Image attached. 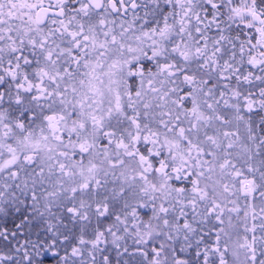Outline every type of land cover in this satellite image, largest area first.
Instances as JSON below:
<instances>
[{"label": "snow or ice", "instance_id": "6c2138e0", "mask_svg": "<svg viewBox=\"0 0 264 264\" xmlns=\"http://www.w3.org/2000/svg\"><path fill=\"white\" fill-rule=\"evenodd\" d=\"M0 264H264V0H0Z\"/></svg>", "mask_w": 264, "mask_h": 264}]
</instances>
